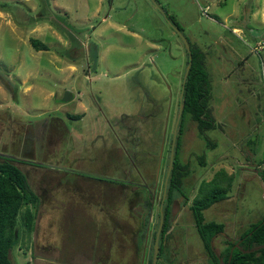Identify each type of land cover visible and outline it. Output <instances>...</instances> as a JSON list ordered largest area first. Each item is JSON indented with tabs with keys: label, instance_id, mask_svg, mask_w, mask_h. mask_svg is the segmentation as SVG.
<instances>
[{
	"label": "rangeland",
	"instance_id": "rangeland-1",
	"mask_svg": "<svg viewBox=\"0 0 264 264\" xmlns=\"http://www.w3.org/2000/svg\"><path fill=\"white\" fill-rule=\"evenodd\" d=\"M262 9L264 0H0V161L43 186L34 231L18 217L12 264H149L186 69L172 26L205 53L222 131L205 134L210 149L184 120L189 201L175 198L156 264H209L189 205L219 170L234 181L228 198L203 212L226 229L214 252L264 216Z\"/></svg>",
	"mask_w": 264,
	"mask_h": 264
},
{
	"label": "trees",
	"instance_id": "trees-1",
	"mask_svg": "<svg viewBox=\"0 0 264 264\" xmlns=\"http://www.w3.org/2000/svg\"><path fill=\"white\" fill-rule=\"evenodd\" d=\"M168 19L170 20V18ZM176 28L178 29L177 26ZM30 44L35 50H48L47 46L38 40L30 39ZM189 46L192 57L191 67L184 85L182 99L178 102L179 105L181 104L182 112L173 148V163L168 176L162 206L163 189L160 202L158 203V222L152 238L153 247L149 264L153 262L154 240L160 224V211L162 213V226L158 241V260L163 254L165 242L168 239L172 206L175 198L177 196L183 198L186 205L189 201L188 195L183 189V180L190 173L189 166L182 163L179 158L180 136L184 120L188 117L196 124L198 135L205 140L210 149H213L215 144L211 143L205 137V134L212 130L222 131V126L212 116L209 105L211 100V83L205 67V53L196 46L190 44ZM187 63L188 55L185 66H187ZM256 143V141L249 142V145L251 144L252 146L251 152L253 155L257 146ZM171 145L172 137L169 152ZM198 161L202 166L203 156H199ZM262 164L260 162L259 165ZM259 176L264 182V170L259 172ZM232 183L233 176L228 175L224 170H219L210 181L200 183L198 193L191 200L189 211L195 231L202 243L203 252L208 258L209 264H264V216L258 222L251 224L236 240H226L224 243L225 247L218 254L213 250L212 240L224 232V224L206 221L203 212L213 204L228 198V193L232 189ZM38 206L39 198L29 186L26 175L14 162L9 160L0 161V264H12L11 248L15 240L18 217L20 218L24 232L29 235L34 231Z\"/></svg>",
	"mask_w": 264,
	"mask_h": 264
},
{
	"label": "water",
	"instance_id": "water-1",
	"mask_svg": "<svg viewBox=\"0 0 264 264\" xmlns=\"http://www.w3.org/2000/svg\"><path fill=\"white\" fill-rule=\"evenodd\" d=\"M172 28L174 29L175 33L183 41L185 49H186V52H187V55H188V63H187V66H186V69H185V72H184V75H183V78H182V84H181V90H180V101H181L182 95H183V90H184V85H185V82H186V78H187V75H188L190 67H191V58L192 57H191L190 46L187 43V41L185 40V38L181 35L180 31L177 28H175L173 26H172ZM181 112H182V108H181V104H180L179 105L178 116H177V121H176V125H175V128H174L173 136H172V145H171V149H170L169 163H168V168H167V175H166V179L164 181V186H163V196H162V200H161V206H162V203H163L164 198H165L167 180H168V176L170 174V170H171L172 163H173V155H174V149L173 148H174V143H175L177 126L179 124L180 117H181ZM161 206H160V209H161ZM161 226H162V213L160 211V224H159V227H158V230H157V233H156V237H155V240H154V253H153V262H152V264L156 263V255L158 253V241H159V235H160Z\"/></svg>",
	"mask_w": 264,
	"mask_h": 264
},
{
	"label": "crops",
	"instance_id": "crops-1",
	"mask_svg": "<svg viewBox=\"0 0 264 264\" xmlns=\"http://www.w3.org/2000/svg\"><path fill=\"white\" fill-rule=\"evenodd\" d=\"M261 15H262V22L264 23V9H262L261 10ZM70 98H71V100H70ZM65 99H69L70 101H72V99H73V97L71 96V94H69L68 96H66L65 97ZM263 165V164H262ZM262 165H259L258 166V168H259V170L257 171L258 172V175H259V172L261 171V170H264V166H263V168L261 167ZM18 167V166H17ZM261 167V168H260ZM30 169V168H29ZM21 170V169H20ZM23 173H25L26 174V177H27V180H28V184H29V186L31 187V189H32V191L38 196V198H39V202L41 201V199H42V195H40L39 193H37L38 192V189H40V188H42L43 186L41 185V178L42 177H40L39 179H38V181L36 182V185L35 186H33L32 184H31V182L29 181V178L31 177V173L30 172H32V171H30V170H26L25 169V171H23V170H21ZM260 177V176H259ZM234 181V180H233ZM261 181V180H260ZM263 185H264V183H263ZM34 188H36L37 189V191H35V189ZM232 188H233V183H232ZM231 191H232V189H231ZM41 198V199H40ZM42 212H44V210H43V208H42V202H41V204L39 203V206H38V210H37V219L39 220V222H40V220H42L41 219V213ZM263 217V216H262ZM262 217L259 219V220H261L262 219ZM72 220H74V218L72 219ZM88 220H91L92 221V226H93V228H96V229H98V225H99V223H98V220L95 218V217H93V219H88ZM101 220V219H100ZM258 220V221H259ZM258 221H256V222H258ZM255 222V223H256ZM98 224V225H97ZM253 224V223H252ZM251 225V224H250ZM249 225V226H250ZM248 226V227H249ZM224 230H226L225 229V226H224ZM35 236L34 237H36V234H37V232H36V230H35ZM222 235V234H221ZM224 236H226L225 234H224ZM227 240H229V239H227ZM226 241V240H225ZM34 242V241H33ZM225 243V242H224ZM225 245V244H224ZM225 247V246H224ZM46 249H48V250H50L51 248H50V246H48ZM223 250V249H222ZM221 251V250H220ZM30 262L31 263H33V264H51V262H48V261H45V260H43V257H38V259H35L34 261L33 260H30V259H28L27 260V263H29L30 264ZM68 262V264H82V263H85V264H91L92 263V261H88V260H81V261H67ZM98 262V261H97ZM106 263V262H105Z\"/></svg>",
	"mask_w": 264,
	"mask_h": 264
}]
</instances>
